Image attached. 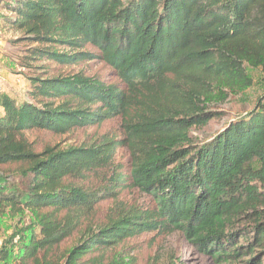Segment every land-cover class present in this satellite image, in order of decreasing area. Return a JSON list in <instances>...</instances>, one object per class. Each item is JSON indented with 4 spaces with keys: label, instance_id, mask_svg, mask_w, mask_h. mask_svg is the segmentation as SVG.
Instances as JSON below:
<instances>
[{
    "label": "trees",
    "instance_id": "16d2710c",
    "mask_svg": "<svg viewBox=\"0 0 264 264\" xmlns=\"http://www.w3.org/2000/svg\"><path fill=\"white\" fill-rule=\"evenodd\" d=\"M2 23L36 45L30 60L115 76L32 75L22 103L0 93V215L29 218L2 264H130L126 240L174 232L215 264H264V94L228 122L254 85L246 68L264 76V0H0ZM215 121L228 123L205 134ZM109 122L118 132L89 145L36 152L25 138ZM127 181L148 207L97 221Z\"/></svg>",
    "mask_w": 264,
    "mask_h": 264
},
{
    "label": "rangeland",
    "instance_id": "374dc122",
    "mask_svg": "<svg viewBox=\"0 0 264 264\" xmlns=\"http://www.w3.org/2000/svg\"><path fill=\"white\" fill-rule=\"evenodd\" d=\"M2 27L3 30L0 33V41H2V46H0V89L3 93L10 94L18 103H22L26 99L29 90L27 77L32 75L53 77L82 73L85 76L98 77L102 81L115 82L112 71L98 60L71 66L30 60V51L36 45H29L18 40L21 37L20 34L14 33L5 23H2ZM246 69L253 79L254 85L242 96L233 99L228 111L231 118L228 122L244 115L245 109H252L256 99L264 94V76L259 71ZM227 123L226 121H215L205 130V134L214 136L222 131ZM116 132H118L117 125L109 122L101 126L74 131L65 136L42 131L26 132L25 138L32 144L36 152H40L46 147L65 149L69 146L89 145L103 135L114 136ZM115 164L122 168L123 173H128L129 158L125 149L118 148L116 150ZM90 184H95L98 187V183L93 178L85 183L87 186ZM148 203L149 200L127 181L115 199H104L98 203L96 220L105 221L110 213L120 208L141 209L145 206L148 207ZM28 220L27 214L14 218L7 214L0 215V248L5 246L17 253L22 246V241H27L29 237ZM245 226V223L241 224V227ZM116 251L122 257L131 259L130 264H215L210 258L202 255L195 247L188 244L178 232L160 237L152 234L139 236L126 240Z\"/></svg>",
    "mask_w": 264,
    "mask_h": 264
},
{
    "label": "built area",
    "instance_id": "2783aa9c",
    "mask_svg": "<svg viewBox=\"0 0 264 264\" xmlns=\"http://www.w3.org/2000/svg\"><path fill=\"white\" fill-rule=\"evenodd\" d=\"M0 46H2V41H0ZM1 54V53H0ZM0 69H1V67H0ZM0 264H2L1 262H0Z\"/></svg>",
    "mask_w": 264,
    "mask_h": 264
},
{
    "label": "crops",
    "instance_id": "0c3cea01",
    "mask_svg": "<svg viewBox=\"0 0 264 264\" xmlns=\"http://www.w3.org/2000/svg\"><path fill=\"white\" fill-rule=\"evenodd\" d=\"M3 92L1 89H0V93ZM9 96H11L10 94H8ZM12 97V96H11Z\"/></svg>",
    "mask_w": 264,
    "mask_h": 264
}]
</instances>
